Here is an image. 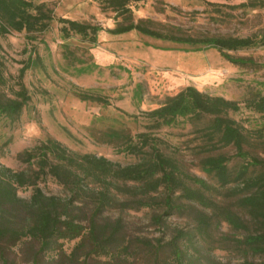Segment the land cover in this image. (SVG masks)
I'll return each instance as SVG.
<instances>
[{"label":"rangeland","instance_id":"1","mask_svg":"<svg viewBox=\"0 0 264 264\" xmlns=\"http://www.w3.org/2000/svg\"><path fill=\"white\" fill-rule=\"evenodd\" d=\"M32 1L46 4L55 19L47 30L31 39L24 31L0 36V71L4 78L0 94L14 97L19 70L27 65L22 82L30 96L18 118L11 120L0 115V166L12 171L36 169V159L29 165L24 152L47 138L58 140L72 151L103 155L120 165L137 162L151 147H156L173 157L183 172L202 179L207 186L203 191L214 204L203 206L179 197V206L165 214V194L160 187L151 193L156 201L150 206L110 207L97 216V222L121 218V236L126 240L143 239L162 246L158 252L160 262L171 258L168 242L182 231L191 236L188 251L195 256V264L262 263L264 254L254 252L246 237L263 232L264 226L254 223L239 204L241 186L235 181L221 185L203 166L207 157L225 155L229 170L234 173L245 160L235 154L233 145L220 146L218 135L207 133L212 120L209 116L178 117L169 125L156 126L148 112L160 106L167 96L190 85L206 94L236 101L239 109L229 111L228 116L246 130L258 128L263 123L261 114L248 103L264 93V45L226 50L232 57L254 62L239 65L212 47L194 50L187 43L136 30L112 34L107 29L123 19L105 0ZM247 1L146 0L131 3V19L176 35L249 36L258 41L264 31V7H230ZM59 17L104 29L98 32L95 43L77 34L66 38L60 31ZM81 92L103 97L106 103L82 100L77 95ZM140 133L149 134L151 142L142 152H128L123 137L131 136L136 141L135 136ZM251 143L244 146L247 159L264 160V147L258 141ZM257 171L258 168H251L250 174ZM37 183L45 193L68 195L49 175ZM127 186L131 183L127 182ZM30 193V187L18 189L20 197L27 198ZM178 194L179 191L174 197ZM226 210L237 215L244 225L232 226L224 217ZM156 216H161L162 225H158ZM75 242L77 239L64 243L66 254ZM177 242L186 245L184 238ZM135 244L130 247L127 262L121 264H149L148 251ZM9 258L15 264H30L18 247L9 252Z\"/></svg>","mask_w":264,"mask_h":264},{"label":"trees","instance_id":"2","mask_svg":"<svg viewBox=\"0 0 264 264\" xmlns=\"http://www.w3.org/2000/svg\"><path fill=\"white\" fill-rule=\"evenodd\" d=\"M105 1L123 19V22L107 29L112 34L136 30L152 37L187 43L194 50L212 47L226 60L239 65H254V62L248 58L232 57L226 50L250 47L257 43L264 45V31L258 41L249 36L197 38L162 32L146 22L132 21L131 3L146 0ZM246 6L264 7V0H248L230 7ZM54 19L52 10L44 3L35 4L32 0H0V36L12 31H24L31 39L33 35L47 30ZM57 21L61 24L60 31L64 37L77 34L91 43L97 41L98 32L104 29L97 24L63 17L57 18ZM27 67L25 65L19 70L18 89L14 92V97L0 94V115L11 120L20 116L30 99L22 82ZM0 83H4L1 71ZM77 95L82 100L106 103L105 98L100 96L83 92ZM248 105L260 113L263 120L254 130L244 129L228 116L229 111L235 112L239 109L236 101L206 94L189 85L174 95L167 96L148 115L154 118L156 126L169 125L178 117H211L207 133L218 135L220 146L233 145L235 154L245 161L234 173L229 170L228 157L225 155L207 157L203 166L223 186L232 181L237 182L243 192L239 204L254 223L264 226V160L257 157L247 159V152L244 150V146L251 141H258L264 147V93L249 101ZM123 138L124 147L130 153L142 152L143 147L152 140L147 133L137 134L136 141L127 135ZM24 155L29 165L32 164V159H36V169L12 171L0 166V264H15L9 258V252L14 247L19 248L23 259L30 264H121L127 262V257L131 255L132 243L148 251L151 256L149 264H195V256L188 251L192 243L191 236L182 231H178L176 237L168 242L171 258L160 262L158 252L162 246L143 239L134 242L126 240L121 236V218L102 223L96 220L99 214L110 207L127 209L150 206L156 201L151 193L158 191L160 187L165 194V214L179 206L176 201L179 197L197 201L203 206L214 204L203 191L207 187L205 182L183 172L173 157L151 147V151L141 160L120 165L103 155L72 151L52 138L43 140L32 150H26ZM251 168H258V171L250 174ZM46 175L62 185L68 195L62 197L45 193L37 182ZM127 182L131 186H127ZM192 184L197 187H191ZM22 187L31 188L27 198L18 194V189ZM178 191L180 194L175 198ZM223 214L232 226L237 228L244 225L231 211L226 210ZM155 219L158 225L163 224L161 216H156ZM200 220L206 224L204 218ZM179 238L186 239L185 246L177 242ZM76 239L77 242L66 254L64 243ZM246 239L254 252L264 254V231L249 234ZM260 264H264V261Z\"/></svg>","mask_w":264,"mask_h":264}]
</instances>
